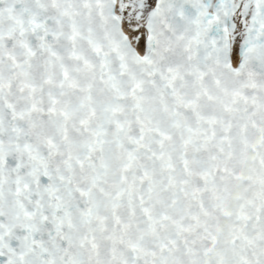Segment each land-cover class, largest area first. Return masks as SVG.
I'll return each mask as SVG.
<instances>
[{
    "label": "snow or ice",
    "instance_id": "snow-or-ice-1",
    "mask_svg": "<svg viewBox=\"0 0 264 264\" xmlns=\"http://www.w3.org/2000/svg\"><path fill=\"white\" fill-rule=\"evenodd\" d=\"M0 264H264V0H0Z\"/></svg>",
    "mask_w": 264,
    "mask_h": 264
}]
</instances>
